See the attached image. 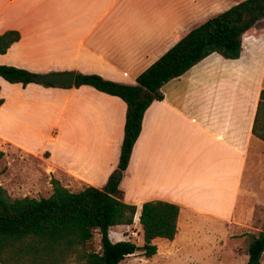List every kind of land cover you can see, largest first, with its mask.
I'll list each match as a JSON object with an SVG mask.
<instances>
[{
  "label": "crops",
  "instance_id": "crops-1",
  "mask_svg": "<svg viewBox=\"0 0 264 264\" xmlns=\"http://www.w3.org/2000/svg\"><path fill=\"white\" fill-rule=\"evenodd\" d=\"M239 1L0 0V33L19 35L0 64L132 84L189 29ZM263 18L242 33L236 58L209 53L164 82L162 97L143 111L118 182L136 219L142 202L160 200L178 206L176 231L195 218L231 223L238 202L264 196V142L251 133L264 89ZM2 82L13 94L2 95ZM0 98L4 190L26 161L37 167L26 163L25 177L42 178L46 196L50 178L69 191L99 188L116 168L125 113L119 97L86 84L22 87L0 77Z\"/></svg>",
  "mask_w": 264,
  "mask_h": 264
},
{
  "label": "trees",
  "instance_id": "trees-1",
  "mask_svg": "<svg viewBox=\"0 0 264 264\" xmlns=\"http://www.w3.org/2000/svg\"><path fill=\"white\" fill-rule=\"evenodd\" d=\"M264 17V0H241L189 29L157 59L138 73L132 84L116 83L96 74L75 73L73 86L86 84L125 104L122 139L116 168L101 187L84 186L69 191L58 180L49 179L46 197L10 198L0 186V264H118L141 250L145 258L155 253L152 240H172L176 233L178 206L160 200L140 204L137 223L142 243L129 239L111 241L109 227L129 225L135 205L121 200L118 182L139 133L143 111L160 99V86L182 74L211 52L234 59L240 52V37ZM18 32L0 33V54L18 39ZM36 73L0 64V77L24 87ZM46 86L63 87L44 84ZM0 98V103H1ZM251 133L264 142V89L260 90ZM2 152L0 151V156ZM99 236L97 251L87 247L93 232ZM245 264H259L264 251V227L247 233Z\"/></svg>",
  "mask_w": 264,
  "mask_h": 264
},
{
  "label": "rangeland",
  "instance_id": "rangeland-1",
  "mask_svg": "<svg viewBox=\"0 0 264 264\" xmlns=\"http://www.w3.org/2000/svg\"><path fill=\"white\" fill-rule=\"evenodd\" d=\"M264 23V18L262 20ZM61 72V71H59ZM54 73V72H49ZM42 74V73H40ZM2 95L13 94V89L2 82ZM43 85V84H42ZM22 163V162H21ZM34 170L37 163L26 161ZM23 165L13 170L14 176L7 180L5 191L10 198L23 196L45 197V182L42 178L30 179V170ZM3 169L0 171L2 172ZM23 179L19 175L23 174ZM7 193V192H6ZM258 202H238L235 217L228 221L195 218L190 227L180 226L172 240L153 239L155 253L145 258L141 250L124 257L118 264H245L247 233L257 234L264 227V196ZM260 202V203H259ZM245 204L246 210H245ZM244 205V207H243ZM108 236L111 241L129 239L135 245L142 243L139 224L135 216L129 225H114L109 227ZM99 236L93 232L87 243L89 249H99ZM259 264H264V251Z\"/></svg>",
  "mask_w": 264,
  "mask_h": 264
},
{
  "label": "water",
  "instance_id": "water-1",
  "mask_svg": "<svg viewBox=\"0 0 264 264\" xmlns=\"http://www.w3.org/2000/svg\"><path fill=\"white\" fill-rule=\"evenodd\" d=\"M75 73L73 71H61L54 73L37 74L33 81L38 84H49L56 86H71Z\"/></svg>",
  "mask_w": 264,
  "mask_h": 264
}]
</instances>
